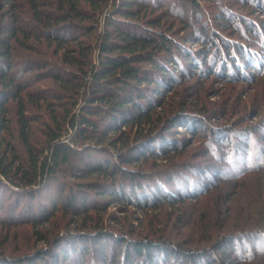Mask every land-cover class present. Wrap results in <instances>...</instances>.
Here are the masks:
<instances>
[{
	"label": "trees",
	"instance_id": "16d2710c",
	"mask_svg": "<svg viewBox=\"0 0 264 264\" xmlns=\"http://www.w3.org/2000/svg\"><path fill=\"white\" fill-rule=\"evenodd\" d=\"M189 2L199 7L195 0ZM159 7L155 0H0V186L14 198L32 201L47 183H70L66 199L59 206L53 200L50 205L52 210L71 208L77 216L76 191L112 202L130 201L132 195L136 200L164 196L156 192L163 182L156 174L123 166L136 156L155 157L176 148L168 143L164 123L176 126L183 110L154 109L169 84L176 82L167 66L175 63L173 54L183 47L160 29L158 19L143 15ZM143 180L154 183L153 190L145 189ZM88 199H79L81 210L97 206ZM27 206L33 208L25 201V211ZM41 208L37 203L35 215L42 212L39 216L46 220L50 211ZM39 216L24 220L37 223ZM256 231L224 235L221 243L210 247H185L161 237L127 240L113 234L119 247L113 252L107 253L101 243L95 251L92 238L90 247L71 240L59 254L40 252L31 263L37 264L45 254L39 264H64L68 259L75 264H237L233 252L247 262L259 255L247 248L248 240L262 243L264 230ZM22 258L0 264H22L32 256Z\"/></svg>",
	"mask_w": 264,
	"mask_h": 264
},
{
	"label": "rangeland",
	"instance_id": "374dc122",
	"mask_svg": "<svg viewBox=\"0 0 264 264\" xmlns=\"http://www.w3.org/2000/svg\"><path fill=\"white\" fill-rule=\"evenodd\" d=\"M155 1L160 7L142 14L158 19L160 29L183 48L174 52L175 63L167 66L176 82L163 91L154 110L168 113L181 108L183 112L175 119L176 126L164 123L169 129L168 143L175 144V149L155 157L136 156L123 166L136 173L156 174L163 181L156 183L160 186L156 192L164 196L136 200L132 195L130 201L112 202L106 196L76 191L75 205L80 210L75 216L71 208L52 210L50 205L53 200L59 206L66 199L70 183H47L32 201L14 198L0 186V210L4 209L0 212V262L27 255L32 258L22 264H32L40 252L59 254V248L71 240L77 246L93 244L95 251L101 243L110 253L119 248L117 235L127 240L161 237L185 247H210L221 243L224 235L264 230V0H195L198 8L189 0ZM96 55L94 50V61ZM125 149L122 152L129 156ZM123 182L131 194L127 180ZM141 183L145 189L155 187L145 180ZM181 194L185 198L176 199ZM84 196L97 206L81 210L79 199ZM25 201L33 205L31 210V206L26 211L22 207ZM37 203L50 211L44 221L39 216L42 212L35 215ZM32 216H39V221L24 220ZM15 219L19 221L12 223ZM91 238L95 243L91 244ZM261 242L248 240L247 248L259 253L248 262L235 252L231 257L237 264H264V239ZM42 256L37 264L46 260ZM64 264L75 263L68 259Z\"/></svg>",
	"mask_w": 264,
	"mask_h": 264
}]
</instances>
